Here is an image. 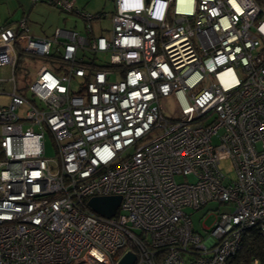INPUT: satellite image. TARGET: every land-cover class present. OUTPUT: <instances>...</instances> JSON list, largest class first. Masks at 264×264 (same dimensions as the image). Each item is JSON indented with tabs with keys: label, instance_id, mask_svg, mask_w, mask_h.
Wrapping results in <instances>:
<instances>
[{
	"label": "built area",
	"instance_id": "obj_1",
	"mask_svg": "<svg viewBox=\"0 0 264 264\" xmlns=\"http://www.w3.org/2000/svg\"><path fill=\"white\" fill-rule=\"evenodd\" d=\"M44 1L85 33L0 27L11 81L19 54L49 63L30 96L0 88V264H228L245 231L264 241V0ZM96 196H120L116 213L93 212ZM212 201L228 208L201 233L184 209Z\"/></svg>",
	"mask_w": 264,
	"mask_h": 264
},
{
	"label": "crops",
	"instance_id": "obj_2",
	"mask_svg": "<svg viewBox=\"0 0 264 264\" xmlns=\"http://www.w3.org/2000/svg\"><path fill=\"white\" fill-rule=\"evenodd\" d=\"M73 2L75 9L84 11L88 14L109 13L114 11L115 9L114 0L113 8L110 11H105V9L109 6L108 0H73ZM68 15H72V17H81L76 11L64 12L63 10H60L56 6L44 0L38 1L36 3H32L31 0H0V27L7 23H14L21 19H25L27 33H29V31L31 30V27H34L36 31L40 33V36L38 37L51 36L55 28H61V26L59 25L60 22L64 24L68 21ZM82 19L84 21L83 29H76L77 21L75 20L73 21L74 25L69 29H75L80 33H85L86 20L84 18ZM97 19L108 20L103 15H100V17ZM90 22H92V20ZM108 28L109 20L107 26L101 28V32H105ZM92 33L94 36H97L94 33L93 27ZM20 62L21 61L19 58L18 67L13 71V81L9 79L12 74V70L10 67L4 66L0 68V88L6 92L15 89L16 91L25 94L28 97L30 96L29 92L26 89L28 79L26 73L22 74L23 71L20 70Z\"/></svg>",
	"mask_w": 264,
	"mask_h": 264
},
{
	"label": "rangeland",
	"instance_id": "obj_3",
	"mask_svg": "<svg viewBox=\"0 0 264 264\" xmlns=\"http://www.w3.org/2000/svg\"><path fill=\"white\" fill-rule=\"evenodd\" d=\"M109 6L105 9V11H110L113 8V0H108ZM41 18V17H40ZM68 21L66 23L60 22L61 28H72L74 25L73 21H77L76 23V29L81 30L84 28V21L81 17H72V15H68ZM40 22V21H39ZM89 23V22H88ZM86 24V22H85ZM108 20L106 19H93L91 22V25L94 29V33L96 35L99 34H107L106 32H101V28H104L107 26ZM30 35H34L36 37L40 36V33L36 31L34 27H31V30L29 31ZM20 58V70L23 71L22 74L26 73L27 76V85L31 83V81L34 80L35 73L39 69V67L42 64H46L49 66L48 61L46 60L45 57H40L37 55H30V54H23V55H18ZM97 63L99 65H105L107 63L108 59V54L107 53H98L97 56ZM114 79V77L112 78ZM36 128V127H35ZM37 129V128H36ZM221 131H219L220 133ZM159 133V131H155L154 133L150 134L147 139L152 138L156 136ZM212 141L214 144H216L217 137H213ZM44 156L47 158H56V151L54 148L53 141L51 137L46 133L45 139H44ZM175 179L177 182H182V181H188L192 182L194 178L192 176H181L177 175L175 176ZM227 205L219 203L218 201H212V202H207L204 204L201 208L197 210H193L192 208H185L184 211L189 214L191 222H192V227L203 233V227L210 228L212 227L214 221H215V216L218 215L219 213L223 212L226 210ZM206 233V231H204Z\"/></svg>",
	"mask_w": 264,
	"mask_h": 264
},
{
	"label": "trees",
	"instance_id": "obj_4",
	"mask_svg": "<svg viewBox=\"0 0 264 264\" xmlns=\"http://www.w3.org/2000/svg\"><path fill=\"white\" fill-rule=\"evenodd\" d=\"M228 264H264V241L255 229L243 233L241 249Z\"/></svg>",
	"mask_w": 264,
	"mask_h": 264
},
{
	"label": "water",
	"instance_id": "obj_5",
	"mask_svg": "<svg viewBox=\"0 0 264 264\" xmlns=\"http://www.w3.org/2000/svg\"><path fill=\"white\" fill-rule=\"evenodd\" d=\"M90 209L102 216H113L120 204V196H96L92 197L87 202ZM135 260L134 254L126 253L118 264H133Z\"/></svg>",
	"mask_w": 264,
	"mask_h": 264
},
{
	"label": "clouds",
	"instance_id": "obj_6",
	"mask_svg": "<svg viewBox=\"0 0 264 264\" xmlns=\"http://www.w3.org/2000/svg\"><path fill=\"white\" fill-rule=\"evenodd\" d=\"M123 4L130 5L133 4L136 1H142V0H121Z\"/></svg>",
	"mask_w": 264,
	"mask_h": 264
}]
</instances>
